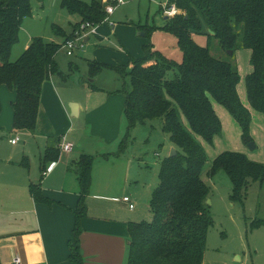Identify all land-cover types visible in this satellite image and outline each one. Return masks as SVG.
I'll list each match as a JSON object with an SVG mask.
<instances>
[{
  "label": "trees",
  "instance_id": "1",
  "mask_svg": "<svg viewBox=\"0 0 264 264\" xmlns=\"http://www.w3.org/2000/svg\"><path fill=\"white\" fill-rule=\"evenodd\" d=\"M173 3L180 13L168 18L162 30L178 41L181 64L174 65L149 43L143 47L142 58L130 55L128 65L115 67L124 79L127 120V132L117 155L127 151L138 125L154 120L161 121L163 132L177 151L175 158L168 156L161 163L159 183L150 201L152 222L128 225V264L204 263L213 216L207 204L211 190L203 180L209 160L201 140L213 144L222 134L213 101L225 107L240 124L244 144L253 142L251 111L242 104L238 93L241 77L237 68L214 57L209 46H201L196 36L217 39L223 50L233 55L241 48L251 51L247 97L251 107L264 114V0H169V4ZM61 6L71 15H78L82 23L100 24L106 19L104 7L97 1L62 0ZM32 11L31 0H0V87L5 85L16 92L13 128L26 133L37 129L44 83L61 74L55 60L60 46L40 37L33 38L22 55L12 60L24 21ZM142 29L147 34L155 30ZM105 66L108 65L91 64L90 77L94 78ZM59 156L60 149L51 145L43 165ZM94 160L83 154L75 167L81 197L75 211L70 259L77 264H84L79 239L81 221L88 212L86 200L91 192ZM221 171L231 181L233 202L245 200L250 182L264 187V164L250 160L246 154H220L207 175L214 178ZM31 193L36 201L48 202L36 186H31ZM263 225L264 221L257 220L249 228Z\"/></svg>",
  "mask_w": 264,
  "mask_h": 264
},
{
  "label": "rangeland",
  "instance_id": "2",
  "mask_svg": "<svg viewBox=\"0 0 264 264\" xmlns=\"http://www.w3.org/2000/svg\"><path fill=\"white\" fill-rule=\"evenodd\" d=\"M61 1L31 0L32 16L24 21L20 41L14 47L12 58L17 59L34 37L58 44L60 49L56 62L61 74L53 76L52 81L66 101L89 103V106L94 108L92 111L94 115L87 120L84 115L75 120L87 130L81 138L83 144L90 145V151L87 152L94 155L108 152L107 150L118 148V144L124 138L127 132V120L124 121L125 134L113 149L90 133L94 129L97 131L99 128L109 126L107 120H102L105 96L112 92L118 97H125L124 79L115 67L128 65L130 55L134 58L142 57L143 47L149 43L174 65L182 62L178 41L162 30L167 24V16L163 14L162 9H166L169 0H125L126 3L118 7L111 16L110 22L103 23L97 34L91 35L90 39L84 38L86 34L81 32L82 25L90 21L80 22L78 15H71L62 8ZM80 1L84 3L97 1L104 5V0ZM142 27H153L155 30L147 34L148 31L143 30ZM86 39L89 41L86 42ZM196 40L201 46H209L214 57L230 62L237 68L241 77L238 93L242 104L251 111V136L252 127L254 126L255 129V137L252 136L255 149H249L248 145L241 143L243 133L240 124L233 119L225 107L213 101V105L223 109L233 123L229 124L225 121V117L219 116L222 122V134L216 137V145L213 146L214 142L208 144L200 139L207 147L209 162L204 170L203 180L211 190L207 204L213 216V225L208 233L207 257L211 264H239L235 262L236 257L242 256L244 260L245 255L250 253V245L264 251V227L249 228L251 221L264 220V187L260 183L250 182L245 200L233 202L232 185L227 174L221 171L211 178L207 172L216 156L225 151L256 153L261 160L260 163H264V114L254 110L247 100L246 78L252 72L251 51L241 48L234 55H230V51H224L220 42L213 37L199 35L196 36ZM68 41H74L78 45L72 56L68 55L64 47ZM96 63L108 66L103 67L94 78H91L90 65ZM96 115H99L98 119ZM185 124L187 125L186 120ZM18 133H16L20 138L18 147H21L28 138L24 133ZM11 138V133L0 134V146L6 157L17 153L16 148L10 143ZM30 144L35 156L38 155L37 143L31 141ZM169 146L170 140L163 132L160 120L149 121L135 128L127 151L121 154L133 160L134 165L129 183L122 187L120 192L122 195H118L119 199H113L112 208L115 217L126 223L152 222L153 212L150 201L158 186L161 163L168 154ZM140 159L145 160L148 166L138 165L136 162ZM125 192L133 194L136 211L130 212L128 206L120 202ZM247 264H264V254L255 261L250 255Z\"/></svg>",
  "mask_w": 264,
  "mask_h": 264
},
{
  "label": "crops",
  "instance_id": "3",
  "mask_svg": "<svg viewBox=\"0 0 264 264\" xmlns=\"http://www.w3.org/2000/svg\"><path fill=\"white\" fill-rule=\"evenodd\" d=\"M97 32L98 30L93 35ZM31 41L19 54L20 56L29 47ZM15 59L12 58L13 61L17 60ZM52 78L53 76L43 85L37 129L33 133L21 132L28 138L21 147H18L20 138L16 134L19 131L13 128L15 115L13 106L17 94L5 85L0 87V134L11 133V141L15 137L19 138L16 144L10 141L17 151L13 156H4L0 146V264H13L17 253L22 255L23 264H77L71 261L70 257L71 244L74 243L75 211L81 197L75 167L83 154L95 158L91 192L86 200L88 212L81 221L79 250L83 263L128 264L130 222L126 223L115 217L114 208H112L113 199H119L118 195H122L120 194L122 187L129 183L134 165V161L128 157L117 155L120 144L118 148L113 149L125 134L126 97H118L112 92L105 96L102 120H107L109 126L99 128L97 131L94 129L90 134L103 140L105 145L113 150L96 155L90 154L87 152L90 151V145L81 142L87 130L78 125L75 120L83 115L87 120L94 115L92 112L94 108L90 107L89 103L66 101L59 94ZM214 108L218 116L225 117V121L229 124L233 123L223 109H218L217 106ZM96 118L98 119L99 115H96ZM183 121L185 123V119ZM109 122L112 125L111 128ZM252 128V136L255 137L254 126ZM55 140L59 142L56 143ZM31 141L38 145L39 154L36 156L30 144ZM216 141L215 138L213 146L216 145ZM65 142L74 145L72 152L61 151V144ZM201 143L207 153L206 144L202 141ZM241 143H244L243 140ZM53 144L60 149V156L57 160L43 165L46 150ZM173 148L174 146L170 143L166 157L170 156ZM243 154L253 161L261 162L256 153L243 152ZM137 161L136 163L140 166H148L145 160ZM31 186L40 189L48 202L36 201L31 193ZM124 197H130L132 204L135 205L133 194L125 192ZM123 198L120 202L129 208ZM136 209V205L133 210L129 208L130 212ZM262 227L264 225L257 228ZM263 254L264 251L259 247L250 245L249 255H245L244 260L242 256H237L235 262L247 264L250 255L255 261ZM203 264H211L207 257V250Z\"/></svg>",
  "mask_w": 264,
  "mask_h": 264
},
{
  "label": "built area",
  "instance_id": "4",
  "mask_svg": "<svg viewBox=\"0 0 264 264\" xmlns=\"http://www.w3.org/2000/svg\"><path fill=\"white\" fill-rule=\"evenodd\" d=\"M103 2H104L103 3L104 4L103 5L104 11L106 13V19L100 24H94V23H90V22L84 23L81 27V32H85V34H86L84 38H89L91 35H93L103 23L110 22L111 16L115 13V11L118 9V7H120L126 3L125 0H104ZM163 10H164L163 14L166 15L167 18H174L180 13L179 9L177 8L176 4H174V3L169 4L166 7V9H163ZM78 42H77V44H78ZM81 42H82V48H83V40ZM64 47L67 49L68 55L72 56L74 53V50L76 48H78V45H76L74 41H68L64 45ZM18 140H19V138L15 137L11 141V143L16 144L18 142ZM73 149H74V145L72 143L65 142V143L61 144V151L62 152L70 153L73 151ZM123 201L129 205V208L131 210H133L135 208V205L132 204L130 197H124ZM13 264H23V257L20 253H17L15 255V257L13 259Z\"/></svg>",
  "mask_w": 264,
  "mask_h": 264
},
{
  "label": "water",
  "instance_id": "5",
  "mask_svg": "<svg viewBox=\"0 0 264 264\" xmlns=\"http://www.w3.org/2000/svg\"><path fill=\"white\" fill-rule=\"evenodd\" d=\"M168 18L166 17V20H167ZM210 33L211 34H214L212 31H210ZM88 41V39H86V42ZM233 53L232 52H230V55H232ZM248 147H249V149H255V143H253V142H251L249 145H248ZM177 156V151H176V149H172L171 150V153H170V156L169 157H171V158H175ZM211 203V202H210Z\"/></svg>",
  "mask_w": 264,
  "mask_h": 264
}]
</instances>
